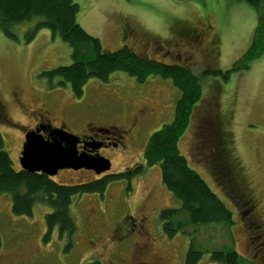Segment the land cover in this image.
<instances>
[{"label": "rangeland", "instance_id": "374dc122", "mask_svg": "<svg viewBox=\"0 0 264 264\" xmlns=\"http://www.w3.org/2000/svg\"><path fill=\"white\" fill-rule=\"evenodd\" d=\"M75 2L80 24L100 38L106 51L128 44L142 57L189 64L200 75L203 95L178 146L189 165L232 210L234 224L188 226L186 232H195V246L203 254L198 264H221L211 258V252L228 248L240 253L241 264H264V253L255 252L264 248V54L250 68L232 71L227 79L209 72L231 70L252 46L258 26L254 7L243 0ZM40 19L34 16L14 25L15 37L0 30V134L15 168H21L24 134L37 122L40 110H49L55 125L66 122L80 135L87 123L122 125L134 111L147 107L153 118L139 141L129 145L131 150L106 152L113 161L111 175L135 161L144 163L150 135L175 118L179 88L171 78L155 75L140 83L125 71H115L108 80L91 78L79 98L69 83L59 85V77L50 79L45 74L73 61L70 44L47 28L28 41V32ZM206 127L220 133L241 191L256 204L253 219L262 224L263 232L251 245L248 237L257 235L245 227L243 206L235 208L231 199L237 202L235 192H223L230 182L229 168L226 173L218 170L214 141L203 138ZM54 177L72 184L99 179L87 169H64ZM132 181L133 187L123 178L110 181L103 192L75 195L71 215L77 228L72 234L58 226L48 230L45 215L52 213V206L37 202L32 215H19L13 211L11 195L0 194V264H86L98 259L103 264H141L157 258L163 260L161 264H185L189 235L178 232L171 238L159 220L161 210L182 205L164 186L160 165L144 168ZM130 214L145 218L144 235L124 221ZM141 244L147 249H141Z\"/></svg>", "mask_w": 264, "mask_h": 264}, {"label": "trees", "instance_id": "16d2710c", "mask_svg": "<svg viewBox=\"0 0 264 264\" xmlns=\"http://www.w3.org/2000/svg\"><path fill=\"white\" fill-rule=\"evenodd\" d=\"M253 6L258 14V26L254 31L252 46L233 64L231 70H206L227 79L232 71L250 68L253 60L264 54V0H243ZM80 7L75 0H0V30L10 37H15L13 27L16 24L40 16L36 26L27 34L31 41L36 32L47 28L53 36H59L72 47L73 61L60 65L45 74L50 79L59 77L57 84L72 86L73 93L81 97L86 84L91 78L108 80L115 71H125L138 82L144 83L151 76L171 78L179 88L181 96L177 101L175 118L152 133L143 154L144 163H140L131 173L106 175L103 178L68 183L58 181L54 176L43 172H28L16 169L10 153L5 150V143L0 134V194H10L12 208L16 214L32 215L37 202L53 207L52 213L46 214L48 230L59 227L72 234L76 230L71 215V204L75 195L103 192L110 181L127 179L132 186V179L143 173L144 168L160 165L161 179L164 186L172 191L181 207L161 210L159 220L169 237L178 232L187 233L188 226L211 224L233 225V212L225 202L210 188L207 181L189 165L181 153L179 141L190 126L193 108L203 95L202 80L189 64L163 62L142 57L125 44L116 51H106L100 38L85 30L78 20ZM190 63V62H189ZM208 72V73H209ZM195 233V232H194ZM191 247L187 252L185 264H198L203 254L198 250L192 237ZM211 258L221 264H241L240 253L233 248L217 249L211 252ZM86 264H103L100 259Z\"/></svg>", "mask_w": 264, "mask_h": 264}, {"label": "flooded vegetation", "instance_id": "af4514ba", "mask_svg": "<svg viewBox=\"0 0 264 264\" xmlns=\"http://www.w3.org/2000/svg\"><path fill=\"white\" fill-rule=\"evenodd\" d=\"M193 31V30H192ZM194 33H197V30L193 31ZM198 36V35H197ZM199 37V36H198ZM152 110H149L147 107L141 109L139 108L137 111H134L131 115V119L129 122L125 120L124 124L119 125V124H94L92 123H87L85 125V129L82 131V133L79 136L81 139V143H79L78 149L80 152L86 151L90 154H101L103 157L105 156L108 160L111 161V166L113 164V161L109 157V154H106V152H115V151H121V153H126L127 151L131 150L129 145H133L137 143L140 138V134L143 131V128L148 125V120L149 118H153ZM38 115L36 116L37 122L34 124L33 127H30L26 130V133L24 134V139H23V145L21 148V151L23 149L24 143H25V136L28 131L30 130H37L40 129L41 133L46 137L49 138L50 133L53 131V129L57 128H63L67 131H71L68 129V124L66 122H63L59 124L58 126L54 124V119L49 116L50 111L46 110H40L38 111ZM128 117V116H127ZM127 119V118H126ZM151 121V120H150ZM149 121V122H150ZM207 129L204 134V139H207L209 141H214L215 145V153H214V158H215V164L218 166V170L222 172H225L229 168V175L227 173V177H230V182L229 185L225 186L223 189L224 194L229 195L230 193L233 194L235 192V198H237V202L234 201L233 197L229 198L232 199V202L235 206V208H239L243 206L244 211L241 212V215L244 219L245 222V227L246 229L253 230L257 236H249L248 241L250 242L249 245L254 243L253 239L257 240L260 237V232H263V230L260 229V227L263 228L262 224H257L256 220L253 219L254 214L256 213V204H254L253 200L250 196L249 193L245 194L241 190H243L241 187H239V179L237 174L232 173V168H231V162L228 160V157L230 158L229 155H227L224 152V147L226 145L221 143V140L219 139L220 133L210 132L211 129L209 127H206ZM72 132V131H71ZM21 153V152H20ZM104 153V154H103ZM137 166H140V163L134 162L132 166H128L124 168V171L121 173H131ZM231 168V169H230ZM84 169V168H83ZM81 169V170H83ZM92 171V170H90ZM60 172V171H59ZM95 172L99 177L98 178H103L106 175H111L109 174L110 170H106L103 173L98 174L96 171ZM227 172V171H226ZM225 172V173H226ZM233 175V176H232ZM235 176V178H234ZM127 181V179H125ZM234 183V187H233ZM228 189H229V194H228ZM238 209V211H239ZM124 221H127L129 224H131L134 228H137V231L141 233L140 235L145 234V218H136L133 217L131 214L124 217ZM115 236V235H114ZM115 238V237H114ZM94 240V239H93ZM146 245V244H145ZM148 246V245H146ZM146 246H143L141 244V249L146 248ZM131 247V246H128ZM147 249V248H146ZM255 252L257 253H264V248L260 246L259 249H255ZM264 258V257H263ZM161 258H157L156 260L152 261V263H149L147 260H142L141 264H161L162 263ZM139 262V260H138Z\"/></svg>", "mask_w": 264, "mask_h": 264}, {"label": "water", "instance_id": "95a60500", "mask_svg": "<svg viewBox=\"0 0 264 264\" xmlns=\"http://www.w3.org/2000/svg\"><path fill=\"white\" fill-rule=\"evenodd\" d=\"M81 139L73 132L55 128L46 138L40 129L30 130L25 136L20 164L23 170L43 172L56 176L64 169L96 171L98 174L111 168V161L101 154L80 152Z\"/></svg>", "mask_w": 264, "mask_h": 264}, {"label": "bare ground", "instance_id": "6f19581e", "mask_svg": "<svg viewBox=\"0 0 264 264\" xmlns=\"http://www.w3.org/2000/svg\"><path fill=\"white\" fill-rule=\"evenodd\" d=\"M81 143V142H80ZM79 146V145H78ZM70 170H72V169H70ZM74 170V169H73ZM214 177H216V176H214Z\"/></svg>", "mask_w": 264, "mask_h": 264}]
</instances>
